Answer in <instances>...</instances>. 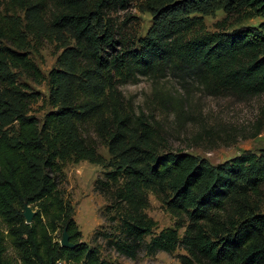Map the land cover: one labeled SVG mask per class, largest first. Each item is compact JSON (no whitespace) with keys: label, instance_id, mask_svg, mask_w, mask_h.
I'll return each instance as SVG.
<instances>
[{"label":"trees","instance_id":"trees-1","mask_svg":"<svg viewBox=\"0 0 264 264\" xmlns=\"http://www.w3.org/2000/svg\"><path fill=\"white\" fill-rule=\"evenodd\" d=\"M4 1L9 9L0 13V41L13 49L0 43V264H110L99 258L97 248L80 242L59 193L65 165L80 161L105 170L94 190L109 203L105 217L117 226L116 235L104 236L116 254L134 261L140 252L153 257L182 250L179 264H264V215L254 202L264 184V150L244 151L219 165L185 152H163L146 124L134 127L109 100L114 76L127 83L167 73L190 76L213 96L263 95L264 22L235 29L223 23L228 15L264 18V0L172 1L155 10L152 28L132 50L113 39L107 15L135 0ZM216 7L227 17L211 33L197 18L174 20ZM17 10L25 12V27L34 21L38 28L69 35L75 46L59 59L76 81L56 70L48 73L53 110L41 123L28 116L36 98L9 72L18 69L35 83L45 80L26 54L19 19L6 16ZM113 44L121 50L106 56ZM91 124L96 141L85 135ZM263 127L264 109L254 136ZM98 146L107 148L112 161L98 154ZM150 195L174 218L172 227L157 234L146 212ZM25 205L36 209L30 224L23 218ZM60 224L73 249L54 239Z\"/></svg>","mask_w":264,"mask_h":264},{"label":"rangeland","instance_id":"rangeland-1","mask_svg":"<svg viewBox=\"0 0 264 264\" xmlns=\"http://www.w3.org/2000/svg\"><path fill=\"white\" fill-rule=\"evenodd\" d=\"M172 1L176 0H135L124 10L110 11L107 16L114 32L113 39L124 42V48L135 49L139 40L145 38L152 28L155 10ZM0 2V13L6 14L9 7L5 10V1ZM6 16L19 19L27 42L26 54L45 77V80L35 83L18 69H9L12 78L25 86L26 91L36 98L30 106L28 116L41 123L45 114L53 110L49 103L48 73L56 70L64 78L76 81V78L70 75L67 65L59 59L64 50L74 49V42L65 33L54 32L46 26L43 29L36 27L34 21V27H25L27 18L22 10L12 11ZM226 17V12L216 7L207 14L195 12L174 20L188 23L197 18L205 31L211 33L217 29L216 24ZM227 19L228 21L223 23L227 29L258 28L264 22L263 17L255 15L248 18H242V15H228ZM196 30L192 31L197 33ZM0 43L13 49L9 43ZM119 50V45L113 44V48L105 49V54L116 55ZM110 89V103L118 104L128 114L130 124L134 127L141 122L146 124L145 126L157 135L159 148L163 152H185L204 159L211 165H219L244 151L260 154L264 150V127L254 136L260 112L264 109V94L253 98L213 96L190 76L180 79L177 75L169 73L158 78L138 76L135 81L127 83L114 76ZM15 128L16 126L13 130ZM85 135L97 140L93 124L85 127ZM98 154L107 163L112 161L105 146H98ZM104 171L101 165L89 161L69 162L64 167L65 178L59 183L58 189L70 209L77 231L80 232V242L97 248L99 258L110 264H179L177 255L183 254L182 250L173 254L159 252L153 257L140 252L133 261L116 254L106 245L104 236L116 235L117 226L105 217L107 215L104 208L109 203L94 190L95 180L102 179ZM149 202L150 206L146 212L156 222L154 233L172 227V215L152 195L149 196ZM254 202L259 214L264 215V184ZM35 210L34 208L33 211ZM63 227L64 225L60 224L59 231L54 235L58 243ZM9 253L14 255L11 249Z\"/></svg>","mask_w":264,"mask_h":264},{"label":"water","instance_id":"water-1","mask_svg":"<svg viewBox=\"0 0 264 264\" xmlns=\"http://www.w3.org/2000/svg\"><path fill=\"white\" fill-rule=\"evenodd\" d=\"M35 215V212L31 210V208L27 205L24 206V212H23V218L25 220L26 224H30L32 222V219ZM60 247L64 249H73L74 244L69 241V236L66 232V228L63 229L62 237L59 242Z\"/></svg>","mask_w":264,"mask_h":264},{"label":"built area","instance_id":"built-area-1","mask_svg":"<svg viewBox=\"0 0 264 264\" xmlns=\"http://www.w3.org/2000/svg\"><path fill=\"white\" fill-rule=\"evenodd\" d=\"M56 264H64L62 261H58Z\"/></svg>","mask_w":264,"mask_h":264}]
</instances>
